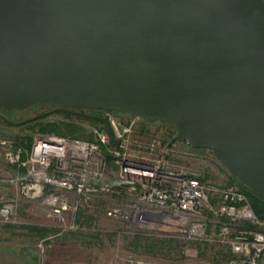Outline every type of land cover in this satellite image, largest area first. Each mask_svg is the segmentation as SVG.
<instances>
[{"label": "water", "instance_id": "obj_1", "mask_svg": "<svg viewBox=\"0 0 264 264\" xmlns=\"http://www.w3.org/2000/svg\"><path fill=\"white\" fill-rule=\"evenodd\" d=\"M36 102L64 107L19 123L77 113L116 143L113 110L170 122L264 196V0H0V106Z\"/></svg>", "mask_w": 264, "mask_h": 264}, {"label": "built area", "instance_id": "obj_2", "mask_svg": "<svg viewBox=\"0 0 264 264\" xmlns=\"http://www.w3.org/2000/svg\"><path fill=\"white\" fill-rule=\"evenodd\" d=\"M84 120L75 121L84 125L88 138L48 131L34 135L25 147L0 136L4 157L15 168L0 176L12 188L10 194L0 184V222L18 223L20 201L26 198L39 201L60 231L76 230L82 228L83 203L106 196L105 216L133 224L136 234L180 241L181 255L191 243L202 242L212 245L224 264H264V218L247 191L234 180L232 186L205 181L175 160L193 148H181L180 138L173 141L176 131L167 140L158 120L117 110L109 113L120 139L116 143L103 121ZM106 152L114 156L111 166ZM204 153L213 157L208 148ZM126 264L160 263L130 257Z\"/></svg>", "mask_w": 264, "mask_h": 264}, {"label": "rangeland", "instance_id": "obj_3", "mask_svg": "<svg viewBox=\"0 0 264 264\" xmlns=\"http://www.w3.org/2000/svg\"><path fill=\"white\" fill-rule=\"evenodd\" d=\"M47 107L37 103L28 108L14 111L9 115V118L17 123H10L0 118V136L10 139L16 137H32L33 139L37 133L47 132L40 130L41 125L68 120L85 122L84 119L75 116L69 117L57 111L38 118L39 120L36 122L19 123L22 119L45 111ZM96 122L101 123L100 121ZM156 124L161 128L165 138L169 140L175 132L174 126L167 121L159 120L156 121ZM180 140L181 148L190 149V145L185 144L184 139L180 138ZM196 153L201 156L178 155L173 158L189 165L204 177L205 181L219 185L226 184L227 175L212 157L206 155L203 150H197ZM106 155L108 165L111 166L114 156L110 152H106ZM14 169V165L5 159L0 147V176L9 175L14 172ZM108 201L109 198L103 196L98 201L84 202L78 215L82 228L60 231L57 223L44 215L39 201L22 198L18 209L19 222L16 224L0 222V244L10 247L23 257L34 260L33 264H126L130 257L157 261L160 264H179L180 260L186 259L184 257L186 254L181 255L178 252L181 247L180 241L141 233L136 234L133 224L105 216L102 205ZM29 226L46 227L49 228V232L41 234ZM45 242L49 243V246L42 249L41 246ZM41 243L42 245H40ZM206 247L208 248L207 253L204 252L201 257L204 264H209L212 261L224 264L222 256H219V252L215 251L212 245ZM191 258L197 259L199 256L194 255Z\"/></svg>", "mask_w": 264, "mask_h": 264}, {"label": "trees", "instance_id": "obj_4", "mask_svg": "<svg viewBox=\"0 0 264 264\" xmlns=\"http://www.w3.org/2000/svg\"><path fill=\"white\" fill-rule=\"evenodd\" d=\"M61 113L66 114L69 117H77L80 119H89L93 122H96L97 119L95 118H90V117H85V116H80V115H74L72 113L66 112V111H60ZM46 116V115H45ZM39 119H35L29 122H36ZM28 123V122H26ZM42 131H53L56 132L58 134H64V135H72V136H77V137H84V138H88L87 133L85 132V127L82 123L76 122V121H62V122H58V123H48V125H41L40 127ZM15 140L17 141V143L24 145L25 147H29V145L32 142V137H28V138H15ZM201 179L204 180V177L200 176ZM226 186H232L234 185L233 183V179L229 178V180L226 182V184H224ZM248 193V192H247ZM249 198L251 200V203L256 211V213L258 214L259 217L264 218V196H255L251 193H248ZM29 228L36 230L38 232H41V234L46 233V231H48L49 228H43V227H39V226H29ZM49 232V231H48ZM47 232V233H48Z\"/></svg>", "mask_w": 264, "mask_h": 264}, {"label": "crops", "instance_id": "obj_5", "mask_svg": "<svg viewBox=\"0 0 264 264\" xmlns=\"http://www.w3.org/2000/svg\"><path fill=\"white\" fill-rule=\"evenodd\" d=\"M227 181L229 180L228 176ZM1 186H5L8 188V193L11 194L9 184L6 182H0ZM49 241V240H48ZM208 243L197 242L190 245L188 253L184 256L186 257L185 260H180L179 264H204L203 260H201L202 254L208 250L206 246ZM207 253V252H206ZM205 253V254H206ZM199 256V258H191L192 256ZM34 260L28 259L27 257H23V255L17 253L15 250L11 249L10 247L0 244V264H33ZM35 263V262H34ZM209 264H221L216 261H212Z\"/></svg>", "mask_w": 264, "mask_h": 264}, {"label": "flooded vegetation", "instance_id": "obj_6", "mask_svg": "<svg viewBox=\"0 0 264 264\" xmlns=\"http://www.w3.org/2000/svg\"><path fill=\"white\" fill-rule=\"evenodd\" d=\"M37 103H41V105H43V107H47L46 108V110H49V109H52V108H54V107H59V106H62V107H64L63 105H61V104H58V103H54V102H36V103H34V104H37ZM34 104H32V105H30V106H33ZM30 106H28V107H30ZM28 107H26V108H28ZM25 109V108H24ZM17 110H22V109H17V108H13V109H5V108H3V107H1L0 106V114H2V115H4V116H6L7 118H9V115L11 114V113H13L14 111H17ZM45 110V111H46ZM82 112H87V113H91V114H95V115H101L102 114V112H103V110H101V109H80ZM59 111H61V110H59ZM116 110H113L112 112H115ZM69 113H71V112H69ZM72 114H74V115H79V114H77V113H72ZM80 116H84V115H80ZM85 117H87V116H85ZM0 118L1 119H3V120H5V121H8V122H10V123H17V122H15V121H13L12 119H10L9 118V120H7V119H5V118H3L1 115H0ZM90 118H92V117H90ZM170 123V122H169ZM197 150H203V151H205V148H192V151L190 152V155H187V156H190V157H197V156H201V155H198L196 152H197Z\"/></svg>", "mask_w": 264, "mask_h": 264}]
</instances>
